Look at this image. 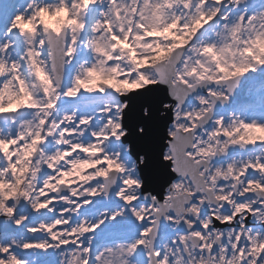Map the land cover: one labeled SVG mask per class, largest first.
<instances>
[{"label": "snow or ice", "instance_id": "1", "mask_svg": "<svg viewBox=\"0 0 264 264\" xmlns=\"http://www.w3.org/2000/svg\"><path fill=\"white\" fill-rule=\"evenodd\" d=\"M0 264H264V0L0 2Z\"/></svg>", "mask_w": 264, "mask_h": 264}, {"label": "water", "instance_id": "2", "mask_svg": "<svg viewBox=\"0 0 264 264\" xmlns=\"http://www.w3.org/2000/svg\"><path fill=\"white\" fill-rule=\"evenodd\" d=\"M167 94V89L165 86H160V92L158 93L157 100L159 98L165 97ZM154 121L152 125V130L148 142L149 159L152 164V176L157 178L158 182H165L167 179L166 171L162 167L160 154L163 151L165 140H166V127L167 122L164 117H161L155 111L154 107ZM139 111V104H133V111L130 117L126 120L129 127H133L138 121L136 119V114Z\"/></svg>", "mask_w": 264, "mask_h": 264}, {"label": "flooded vegetation", "instance_id": "3", "mask_svg": "<svg viewBox=\"0 0 264 264\" xmlns=\"http://www.w3.org/2000/svg\"><path fill=\"white\" fill-rule=\"evenodd\" d=\"M166 141V140H165ZM166 150V143L164 144L163 151ZM161 162L164 164V162L161 159ZM167 179L165 182H158L157 178L153 176L152 182L148 185L149 189L156 194L158 197H162L164 193V189L166 187V184L168 182L169 177L172 175L170 173V170L166 172Z\"/></svg>", "mask_w": 264, "mask_h": 264}, {"label": "rangeland", "instance_id": "4", "mask_svg": "<svg viewBox=\"0 0 264 264\" xmlns=\"http://www.w3.org/2000/svg\"><path fill=\"white\" fill-rule=\"evenodd\" d=\"M0 2H3V0H0Z\"/></svg>", "mask_w": 264, "mask_h": 264}]
</instances>
